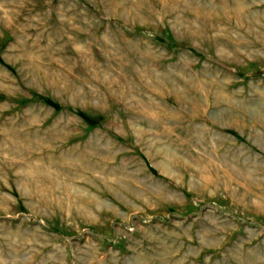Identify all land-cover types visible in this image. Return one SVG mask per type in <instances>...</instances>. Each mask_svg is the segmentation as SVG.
Masks as SVG:
<instances>
[{
  "label": "rangeland",
  "instance_id": "374dc122",
  "mask_svg": "<svg viewBox=\"0 0 264 264\" xmlns=\"http://www.w3.org/2000/svg\"><path fill=\"white\" fill-rule=\"evenodd\" d=\"M0 264H264V0H0Z\"/></svg>",
  "mask_w": 264,
  "mask_h": 264
}]
</instances>
